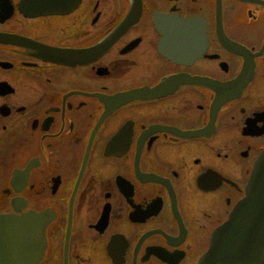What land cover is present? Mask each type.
<instances>
[{"label":"flooded vegetation","instance_id":"af4514ba","mask_svg":"<svg viewBox=\"0 0 264 264\" xmlns=\"http://www.w3.org/2000/svg\"><path fill=\"white\" fill-rule=\"evenodd\" d=\"M20 3L0 0V214L45 243L0 264H198L264 149V0Z\"/></svg>","mask_w":264,"mask_h":264},{"label":"water","instance_id":"95a60500","mask_svg":"<svg viewBox=\"0 0 264 264\" xmlns=\"http://www.w3.org/2000/svg\"><path fill=\"white\" fill-rule=\"evenodd\" d=\"M79 0H21L20 10L26 15L65 12L74 8ZM136 12L129 14L120 23L123 28L133 22ZM40 217L31 214L18 218L0 214V254L4 246L9 249V258L16 260L15 247L21 243L33 246L32 259L41 256L44 247V232ZM1 259V256H0ZM198 264H264V149L256 158L244 196L238 200L224 222L218 225L210 238L209 248Z\"/></svg>","mask_w":264,"mask_h":264}]
</instances>
